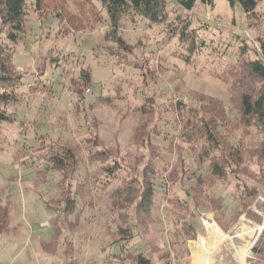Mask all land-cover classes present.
Listing matches in <instances>:
<instances>
[{
    "label": "rangeland",
    "instance_id": "obj_1",
    "mask_svg": "<svg viewBox=\"0 0 264 264\" xmlns=\"http://www.w3.org/2000/svg\"><path fill=\"white\" fill-rule=\"evenodd\" d=\"M61 1L67 11L50 8L41 17L34 9L36 0H26L25 32L14 48L12 64L22 76L23 86L18 90L20 102L10 107L14 122L1 125L5 143L0 154V203L8 200L11 204L12 220L9 234L0 236V264H60L62 240H58L55 255L45 254L40 248L41 242L51 240L56 216L61 238L75 242L72 257L79 264H109L108 254L118 252V248L109 246L111 239L105 228L110 225L111 230L116 229L118 212L133 217L139 237L131 243L145 241L147 254L154 260L169 257L171 264H264V257L252 253L264 227V146L261 151L255 150L260 136L245 138L255 156L245 158L240 166L250 173L245 177L237 173V178L233 174L228 183L213 186L209 193L215 198V208L198 210L193 220L195 237L183 245L175 243L173 224L178 220L170 213L171 200H190L185 190L193 195L196 185L191 181L185 184V190L178 187L172 192L169 185L158 181L149 217L136 214L133 207L142 187L138 180L143 165L139 160L149 153L129 145L132 130L140 123L147 130L157 124L168 139L174 137L179 128L177 115L194 106L193 92L220 100L228 115L233 116L228 108L229 94L220 77L234 64L241 42L252 49L257 47L258 39H264V0H257L259 21L252 27L239 6L232 9L225 0H213V5L207 6L196 0L193 10L186 13L197 29L199 42L189 61L180 59L182 52L176 39H168L160 25L138 17L125 18L119 25V34L131 52L113 55L112 43L105 40L107 16L99 4ZM172 9L170 5L168 11ZM248 57L254 58L253 53ZM87 68L92 85L75 107L71 91L78 84L80 71ZM177 102L184 109L175 110ZM143 104L149 111L141 119L138 114ZM41 139L43 146L57 144L78 149L71 191L81 184L84 189L81 198L75 197V223L73 213L62 214L63 204L57 208L48 206L57 194L60 176L43 170L44 151L35 149ZM92 141L99 143L98 150L108 148L110 164L120 160V154L124 158L115 178L99 172L101 163L88 162ZM25 152L28 155L23 159ZM163 158L172 163L170 155L165 153ZM184 158L187 167L194 168L186 151ZM42 174L43 182L39 179ZM129 181L134 188L132 200L124 203L122 210H112L111 190ZM241 185L254 188L258 195L246 209L248 214L244 212L235 219L231 212L239 192L236 189ZM220 200L228 211L226 217L220 218L228 222L226 231L216 224Z\"/></svg>",
    "mask_w": 264,
    "mask_h": 264
},
{
    "label": "trees",
    "instance_id": "obj_2",
    "mask_svg": "<svg viewBox=\"0 0 264 264\" xmlns=\"http://www.w3.org/2000/svg\"><path fill=\"white\" fill-rule=\"evenodd\" d=\"M86 4L97 3L105 11L108 22V32L105 40L111 42L114 50L111 54L119 55L124 52L130 53L128 47L119 34L120 22L135 17L145 20L152 25H160L168 39H176L181 48L180 59L189 61L196 54L199 47L197 29L192 27L186 18V13L193 10L196 0H82ZM230 8L239 6L245 16L250 20L249 26L258 25L259 16L255 12L257 0H225ZM203 5L212 6L213 0H200ZM172 6L171 13L168 11ZM93 7V6H92ZM61 8L67 11L68 8L61 0H36L34 9L41 17H44L47 9ZM27 17L26 0H0V154L3 152L5 143L2 124L14 122L13 113L10 107L20 102L18 90L23 86L22 76L16 71L12 64L14 48L21 43L25 32V22ZM99 21V20H98ZM256 48L250 49L247 44L241 42L235 62L220 77L221 83L226 87L229 94L228 108L233 116L228 115L223 102L216 98L200 94L191 93V99L198 108L193 105L179 112L178 132L174 137L167 138L161 132L157 124L147 130L145 124H139L133 128L131 133L130 146L136 145L149 154L141 162L142 170L139 178L142 184L138 194V201L135 202L133 210L137 214L145 217L154 207L155 186L158 181L163 185H169L172 192L176 188L184 189L185 184L193 182L195 192L193 195L185 190V197L190 200H171L172 210L170 213L176 216L178 222L173 224L174 234H176V244L180 245L185 241L193 240L195 237V226L193 220L198 210L207 206L215 208V198L209 193L217 183H228L231 176L237 173L246 176L249 169L240 166L245 158L255 156V151L247 148L245 138L260 136L258 147L260 150L264 146V39H258ZM117 52V53H116ZM253 53L254 58H249L248 54ZM92 85V78L89 69L81 70L78 76V84H74L71 93L75 98V107L79 105L85 90ZM151 103V102H150ZM173 108L184 109L181 102H177ZM145 105V104H143ZM147 105L142 106L139 118H143L149 111ZM237 137V138H236ZM43 138V137H42ZM173 139L176 142H173ZM237 142L235 146L233 142ZM43 140L38 143L35 149H43L42 159L45 162L43 170L54 171L60 176L56 182V195L48 202L49 207L57 208L63 204L62 214L65 216L72 214L73 223L76 222L78 210L75 209V197H82L83 188L79 185L71 191V185L76 178L75 163L77 147L51 144L42 145ZM182 143L187 144L185 148ZM46 146V147H45ZM96 141L91 142V149L88 151V162L93 164L101 163L99 172L104 177L115 178L116 172L120 170V160L124 158L120 154V160L110 164L111 155L108 148H100ZM134 147V146H133ZM135 148V147H134ZM151 151V152H150ZM188 153L194 168H188L184 158V152ZM172 157V163L165 162L163 155ZM262 153H264L262 151ZM28 153H23L25 159ZM144 157V156H141ZM259 159H261V154ZM235 164V165H233ZM233 165V166H232ZM98 172V170H97ZM100 177V176H99ZM40 181H45V174L40 176ZM90 181L91 177H87ZM166 180V182H165ZM130 181L124 187L112 189L111 198L112 210H122V206L127 201L132 200V190ZM66 188V190H65ZM239 190L236 196L235 207L232 209L231 217L237 218L242 213L248 214L246 209L253 203L258 195L254 188H247L245 185L237 187ZM209 193V194H208ZM64 196V198L60 197ZM216 211L219 217L216 224L226 231L228 222H223V218L228 215V211L223 208L222 201ZM11 204L8 200L0 203V236L9 234V225L12 220L10 211ZM80 210V209H79ZM76 212V213H75ZM222 213V214H220ZM190 215V216H189ZM126 218V220H124ZM219 218V219H218ZM222 218V219H220ZM133 217L118 212L115 220L116 229L111 230L110 225L106 226L105 233L111 239L109 246H116L118 252L108 254L109 264H171L169 257H160L154 260L147 254V244L140 241L132 244L133 239H137V223L132 222ZM58 216L53 224V234L49 242H41L40 248L45 254L55 255L58 250V240H62L63 250L61 251L60 264H79L77 259L72 257L73 241L61 238L58 227ZM143 218L139 219L141 223ZM135 224V226H134ZM72 244V245H71ZM61 245V246H62ZM252 253L259 257H264V227L257 239L256 245L252 248Z\"/></svg>",
    "mask_w": 264,
    "mask_h": 264
},
{
    "label": "bare ground",
    "instance_id": "obj_3",
    "mask_svg": "<svg viewBox=\"0 0 264 264\" xmlns=\"http://www.w3.org/2000/svg\"><path fill=\"white\" fill-rule=\"evenodd\" d=\"M222 237H223V235H222Z\"/></svg>",
    "mask_w": 264,
    "mask_h": 264
}]
</instances>
